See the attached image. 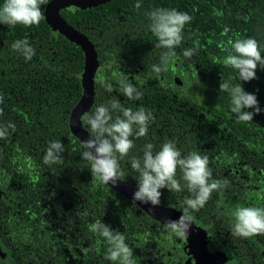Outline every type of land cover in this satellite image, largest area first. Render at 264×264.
Instances as JSON below:
<instances>
[{"label": "trees", "instance_id": "obj_1", "mask_svg": "<svg viewBox=\"0 0 264 264\" xmlns=\"http://www.w3.org/2000/svg\"><path fill=\"white\" fill-rule=\"evenodd\" d=\"M3 4L0 0V7ZM45 6H41L42 12ZM157 7L175 8L192 17L185 25L182 43L163 59L167 50L158 47L147 16ZM60 14L91 40L97 52L95 96L85 113L118 100L126 108L135 111L143 107L154 116L147 135L134 138V147L119 161L124 181L137 187L130 161L142 158L144 144L151 143L159 151L165 141L173 140L182 155L191 151L207 155L212 178L227 182L226 187L212 193L203 208L191 213L196 224H209L210 230L215 228L210 224H230L223 209L227 204L235 209L264 207L260 202L264 189V111L254 115L253 121L241 122L230 111L228 95L219 90L221 80L241 83L264 109V67L258 65L257 78L240 81L238 70L224 64L226 52L221 50L237 37H253L264 45V0H110L91 8L68 6ZM21 39L36 49L31 60L11 47ZM189 48L196 51L186 58L183 51ZM83 63L80 46L52 30L44 18L32 26L0 24V93L4 95L0 123L16 126L7 140H0V181L13 202L26 204L24 215L7 214L6 220L0 200V224L12 233V249L19 264H113L107 259L110 245L91 231L97 221L126 236L135 264H157L160 258L155 262L150 257L154 248L177 245L178 238L164 229V221L92 176L81 159V142L70 131L69 115L82 94ZM161 64L164 71H153V65ZM174 70L181 84L174 85ZM102 80L112 84V92L103 87ZM121 80H130L142 93L141 98L124 96ZM82 124L90 133L83 119ZM53 140L61 141L65 151L62 163L49 165L43 157ZM181 177L177 169L183 190L173 193L161 189V204L180 210L185 207V198L191 193L183 187ZM55 224L75 232L77 254L65 250L64 241L51 243L57 235L49 228ZM61 235L68 238L70 233ZM255 237L264 246V235ZM256 247L233 236L237 255L251 251L262 258L261 248ZM256 263L264 264V260Z\"/></svg>", "mask_w": 264, "mask_h": 264}, {"label": "clouds", "instance_id": "obj_2", "mask_svg": "<svg viewBox=\"0 0 264 264\" xmlns=\"http://www.w3.org/2000/svg\"><path fill=\"white\" fill-rule=\"evenodd\" d=\"M48 2L49 0H4L3 6L0 7V24L39 25L44 18L41 6ZM136 7H140L139 2ZM147 16L151 21L149 28L159 40L158 47L167 50L162 53L163 59L182 43L185 25L192 21V17L187 12L162 7L154 8ZM11 47L26 60H31L36 55V49L27 39L17 40ZM221 50L226 52L224 64L238 70L240 81L257 78L258 65L264 67V45L253 37H237ZM195 51L194 48L185 49L183 55L191 58ZM164 70L163 64L153 65V71L157 73ZM101 84L108 92L113 91L111 83L102 80ZM120 86L123 95L128 99L141 98L142 93L130 80H121ZM219 90L220 93L228 95L230 111L241 122L253 121L254 115L264 111L259 106L257 96L245 91L241 83L232 85L221 80ZM3 103L4 95L0 93V104ZM3 113L4 108L0 107V116H3ZM82 119L90 129V136L81 140V159L87 162L86 166L90 167L92 176L98 177L104 184L115 185L118 180H123L120 159L127 156L134 147V138L139 139L147 135L149 123L154 120V116L143 107L133 111L124 107L118 100H112L108 104L95 107L90 113H85ZM15 128L12 122L0 123V140H7L15 132ZM64 151L61 141H50L43 162L49 165L62 163ZM142 152V158L133 157L130 161L131 172L136 174L138 181L137 190L133 193V203L139 201L159 206L161 189L166 188L173 193L181 192V180L177 179V169H180L181 179L185 182L183 187L191 196L185 198V207L179 218L166 219L163 224L164 229L171 231L176 238H187L193 222L191 213L203 208L212 193L226 187L227 182L212 178L207 155H201L197 151L182 155L173 140L165 141L159 151L154 150L153 144L146 143ZM234 215L235 223L231 228V235L240 238L264 235V207H240ZM91 231L106 239L110 245L107 259L113 264H135L133 249L126 243L127 238L122 232L101 221L93 223Z\"/></svg>", "mask_w": 264, "mask_h": 264}, {"label": "water", "instance_id": "obj_3", "mask_svg": "<svg viewBox=\"0 0 264 264\" xmlns=\"http://www.w3.org/2000/svg\"><path fill=\"white\" fill-rule=\"evenodd\" d=\"M110 0H49L46 4L43 15L47 24L52 30L63 34L70 41L80 46L84 54L83 69L80 76L82 94L77 103L72 108L68 123L71 133L76 136L80 142L89 138L90 133L82 124L83 114L91 107L95 96V76L99 67V61L94 44L91 40L75 27L71 26L60 14V11L68 6L80 8H91L104 4ZM174 85L181 84L178 77L174 78ZM108 185V184H107ZM110 188L133 201V193L137 187L124 181L118 180L115 185L109 184ZM135 204L153 218L165 221L166 219H178L182 210L160 204L152 206L136 201ZM192 222L187 242L189 248L196 259L197 264H211L212 257L206 248V237L201 229Z\"/></svg>", "mask_w": 264, "mask_h": 264}, {"label": "flooded vegetation", "instance_id": "obj_4", "mask_svg": "<svg viewBox=\"0 0 264 264\" xmlns=\"http://www.w3.org/2000/svg\"><path fill=\"white\" fill-rule=\"evenodd\" d=\"M175 73L176 70H174L173 72V79L177 77ZM5 186L6 185L3 184L2 181H0V200L3 205V217L7 220V214H9V216L13 214L24 215L22 212L24 209H26V204H23L21 202H13V199L8 196ZM261 198L260 202H262ZM223 209L227 211L230 224H210V226L215 227L213 230H210L208 227L209 224H196L193 221L195 223L194 225L201 229L204 233V236L206 237V248L212 257L211 264H257V259L264 260V246H262V243L257 242V238L255 236L245 239H247L253 244H256V248H261L262 258L256 257L251 251L245 255H237L233 251V235H231L230 231L233 226L234 211L237 209L233 208L232 204H227L226 207H223ZM57 225L58 224H55L54 227L49 228V230H52V233L54 235H57V238L52 239L51 243L55 241L62 243V241H64L65 250L68 249L69 252L77 254V250L79 247L77 246L78 237L75 232L67 231L66 229H64L65 227H63V224L60 226ZM60 228H62V233H65V231L70 233L68 238H64L61 235L62 233L61 231H59ZM0 230V264H19L17 263V260L14 256L15 251L12 249V233H10V230L6 231L5 229H2V224H0ZM178 241L180 242L179 244H171L167 247L157 245L154 248L153 252L150 253V257H152L151 260H154L156 262V259L160 258L159 263L157 264H197L196 259L194 258L189 248L187 239L178 238ZM67 244H69L70 247L66 248ZM25 264H29V262Z\"/></svg>", "mask_w": 264, "mask_h": 264}, {"label": "rangeland", "instance_id": "obj_5", "mask_svg": "<svg viewBox=\"0 0 264 264\" xmlns=\"http://www.w3.org/2000/svg\"><path fill=\"white\" fill-rule=\"evenodd\" d=\"M172 81H173V79H172ZM261 200H262V202L264 203V192H263V196H262ZM237 209H238V208H237ZM235 211H236V210H235ZM235 211H234V213H235ZM234 217H235V215H234Z\"/></svg>", "mask_w": 264, "mask_h": 264}]
</instances>
